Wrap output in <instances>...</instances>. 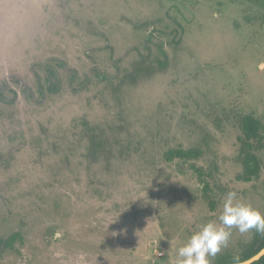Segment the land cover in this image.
Wrapping results in <instances>:
<instances>
[{"label": "rangeland", "instance_id": "374dc122", "mask_svg": "<svg viewBox=\"0 0 264 264\" xmlns=\"http://www.w3.org/2000/svg\"><path fill=\"white\" fill-rule=\"evenodd\" d=\"M58 62L71 73L59 69L60 90L41 95V66ZM4 84L0 238L22 240L0 264H176L199 226L219 223L227 192L264 214L257 1L0 0ZM244 115L261 123V173L249 183ZM176 149L199 158L168 163ZM193 167L214 175L212 205ZM251 233L233 228L220 253H239Z\"/></svg>", "mask_w": 264, "mask_h": 264}, {"label": "trees", "instance_id": "16d2710c", "mask_svg": "<svg viewBox=\"0 0 264 264\" xmlns=\"http://www.w3.org/2000/svg\"><path fill=\"white\" fill-rule=\"evenodd\" d=\"M264 7V0H255ZM57 62V61H56ZM161 64V62H160ZM41 69L46 73L45 86L40 88L41 95H44V91L55 93L58 92L61 88V80L58 77L57 72L59 69H62L64 73H67L65 64L56 63L55 65L41 66ZM98 77H101L104 80L111 79L107 78L104 75L97 74ZM40 82V80H38ZM3 88H6L4 84L0 87V102L3 100ZM2 98V99H1ZM237 126L241 132L239 137L240 145V154H241V165L243 168V173L239 177L241 181L246 183L252 182L257 179L261 173V158L260 153L257 148L253 145V141L259 136V131L261 128V123L252 115H244L237 120ZM91 146L95 150H100L102 146L101 140L96 136L95 131H91ZM200 149H176L169 151L165 154V159L168 163L173 162L175 159H180L185 162L199 158ZM195 172L198 174L200 183L203 186L204 194L210 205L213 204L212 197H210L209 188L210 183L208 178L214 177L211 173L206 175L202 169H197L193 167ZM22 236L19 232H14L4 238H0V253H4L6 249L14 250L15 244L21 242ZM264 248V235L256 233L255 230H252L251 238L248 242L242 245L241 251L239 253L234 252H223L218 253L217 256L212 260V264H236L234 257L239 256L241 261H247L248 259L255 256ZM155 264H159L158 261ZM254 264H264V257L254 263Z\"/></svg>", "mask_w": 264, "mask_h": 264}, {"label": "clouds", "instance_id": "9594fccd", "mask_svg": "<svg viewBox=\"0 0 264 264\" xmlns=\"http://www.w3.org/2000/svg\"><path fill=\"white\" fill-rule=\"evenodd\" d=\"M218 221L219 223L209 221L199 226L176 249V264H212L217 254L228 247L233 228L240 234L255 230L256 233L264 235V214L240 199L235 191H229L223 196ZM260 255L261 253H257L251 259H259ZM234 259L236 264H249V261H241L239 256Z\"/></svg>", "mask_w": 264, "mask_h": 264}, {"label": "water", "instance_id": "95a60500", "mask_svg": "<svg viewBox=\"0 0 264 264\" xmlns=\"http://www.w3.org/2000/svg\"><path fill=\"white\" fill-rule=\"evenodd\" d=\"M262 250H264V248L262 249ZM260 251L259 253H261V255H260V258L259 259H248L247 261H249V264H254V263H256V262H258V261H260L263 257H264V251ZM257 255V254H256ZM255 255V256H256ZM255 256H253L252 258H254Z\"/></svg>", "mask_w": 264, "mask_h": 264}, {"label": "flooded vegetation", "instance_id": "af4514ba", "mask_svg": "<svg viewBox=\"0 0 264 264\" xmlns=\"http://www.w3.org/2000/svg\"><path fill=\"white\" fill-rule=\"evenodd\" d=\"M162 53L161 54H163L164 55V53H163V50L161 51ZM156 60H157V62H158V64H160V62L161 63H163L159 58H156ZM68 72H70V71H68ZM71 73V72H70ZM57 75H58V77H59V74H58V72H57ZM107 77V76H106ZM5 90V88H3V90L2 91H4ZM2 99V98H1ZM3 100V99H2Z\"/></svg>", "mask_w": 264, "mask_h": 264}]
</instances>
